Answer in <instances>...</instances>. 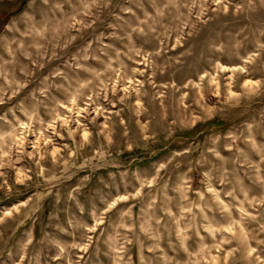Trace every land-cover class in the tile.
<instances>
[{
	"label": "rangeland",
	"instance_id": "obj_1",
	"mask_svg": "<svg viewBox=\"0 0 264 264\" xmlns=\"http://www.w3.org/2000/svg\"><path fill=\"white\" fill-rule=\"evenodd\" d=\"M0 264H264V0H0Z\"/></svg>",
	"mask_w": 264,
	"mask_h": 264
}]
</instances>
